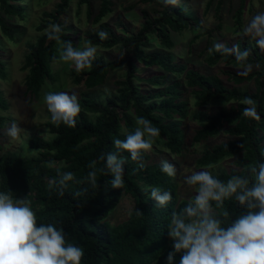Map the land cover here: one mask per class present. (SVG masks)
I'll return each mask as SVG.
<instances>
[{
  "label": "trees",
  "instance_id": "trees-1",
  "mask_svg": "<svg viewBox=\"0 0 264 264\" xmlns=\"http://www.w3.org/2000/svg\"><path fill=\"white\" fill-rule=\"evenodd\" d=\"M22 0H0V12L24 15ZM70 0H59L54 9L42 12L35 26L37 35L32 42H26L21 68L24 75V94L37 97L41 85L52 79L50 64L57 57L56 41L49 40L45 32L50 23H59L63 28L61 39L75 42L65 34L66 27L59 18L64 14ZM159 6L157 15L152 17L142 11L143 22L140 27L128 35H118L116 31L99 24L98 29L89 30L85 41L89 45L109 49L120 45V57L106 60L101 56L93 61L91 70L76 72L70 70L73 83H82L84 91L79 93L81 111L76 117V127L59 126L51 121L47 111L45 122L48 138L34 137L28 140V147L36 151L35 155L23 156L20 151L6 150L0 154V192L9 190L14 198L27 197L37 216V224H54L62 228L68 242L79 245L84 252L81 264H166L167 254L172 251V241L167 235V225L172 211H180L188 199H178L177 185L173 177L160 171V160L150 153L143 157L144 169H139L130 154L120 152L125 160L124 187L115 189L109 183L111 175H103L99 169L104 162L98 160L102 154L116 152L114 139H124L135 131L137 117H145L160 129V136L154 144L162 147L159 152L165 157L167 150L179 154L183 146V125L189 119L192 130L189 139L192 144L213 140V144L203 148L195 157L198 167H215L214 176L227 181L232 175H244L248 165L264 161V51L255 40L237 38L234 44L241 51L249 49L250 55L244 63H238L232 55L218 52L207 53L204 61L214 65L223 61L222 74L234 84L252 80L253 91L225 85L217 75H205L182 62H175L169 52L172 41L169 32L194 30L200 26V20L194 12L167 0H141ZM244 0H241V5ZM86 16L98 23L110 10V0H100L96 13L91 17L88 1ZM241 5L234 12L237 24L240 22ZM130 7V6H129ZM114 25L124 27L119 14ZM220 24L215 26L218 29ZM0 29L12 38L13 29L5 26L0 17ZM106 31L108 38L101 40L98 33ZM211 29L203 33L210 36ZM225 44L231 48L229 42ZM154 45V46H152ZM207 46V45H206ZM148 47H159L146 51ZM1 48V47H0ZM206 48V47H205ZM253 64L256 69L244 72L233 67ZM116 65L125 67L124 75L115 79L114 91H107L102 98L93 88L101 85L109 70ZM139 66L160 68L164 72L149 73L144 78L137 74ZM165 73L181 77L184 87L178 80L165 83ZM0 77H4L0 63ZM144 81L151 89L139 83ZM166 84V85H165ZM162 86V87H158ZM185 88L191 97V107L184 98ZM245 97L257 102L260 120H252L242 115L247 107ZM219 103L215 107L209 104ZM7 107L6 100L0 94V109ZM7 117L0 115V129L4 128ZM241 145V147H240ZM1 149V147H0ZM227 160L224 168L221 162ZM96 161L93 167L91 162ZM57 169L72 172L74 181L68 182L64 195L60 196L55 188L49 187V180L57 178ZM97 171L98 187L88 182V172ZM159 187L172 193V200L160 207L150 198V187ZM149 189V191H145ZM76 192H81L76 196ZM128 200L130 207L123 220L116 224L104 221L108 213L121 201ZM215 206V205H214ZM132 209V211H130ZM134 209L142 212L137 216ZM230 211V221H234L246 209L234 198L225 200L218 211ZM180 254L175 257L179 264Z\"/></svg>",
  "mask_w": 264,
  "mask_h": 264
},
{
  "label": "clouds",
  "instance_id": "clouds-1",
  "mask_svg": "<svg viewBox=\"0 0 264 264\" xmlns=\"http://www.w3.org/2000/svg\"><path fill=\"white\" fill-rule=\"evenodd\" d=\"M168 2L175 4L178 0ZM62 34L63 28L59 23H50L45 32L49 40L59 45L58 58L53 57V61L58 59L67 63L76 72L91 70L97 49L93 46L74 47L71 41L61 39ZM242 34L255 40L256 46L264 51V12L253 15ZM98 35L101 40L108 38L106 31H100ZM208 51L232 55L241 64L250 55L249 49L241 51L237 44L229 48L219 41L214 42ZM248 70L250 66L243 74L247 75ZM43 102L53 124L76 127L81 106L74 92L49 91L44 94ZM243 103L247 107L242 115L260 120L257 102L245 97ZM136 124L135 131L124 139H114L116 152L98 157L104 162L99 171L103 175H111L109 183L112 188L124 187L125 160L119 153H129L142 170L145 167L144 155L153 150L154 141L160 136V129L147 118L137 117ZM21 133L27 132L16 123H12L7 131L13 139H18ZM95 164L93 161L89 167ZM160 171L169 177L177 175L176 165L166 159L160 161ZM244 172V175H232L226 182L206 169L192 171L184 177V184L194 189V195L180 211L170 213L167 235L173 250L167 254L166 264H175L177 253L180 254L179 264H264V161L248 165ZM96 177V170L88 172V182L93 187L99 186ZM74 179V173H61L57 169V178L49 180V187L55 186L58 194L63 196L68 182ZM81 194L75 193L76 196ZM149 195L160 207L172 200V193L159 187L151 186ZM230 198L246 209L234 221H230V211H218ZM31 204L27 197L14 198L9 190L0 192V264H81L83 249L68 242L62 228L51 223L38 225ZM134 211L137 216L142 215L138 209Z\"/></svg>",
  "mask_w": 264,
  "mask_h": 264
},
{
  "label": "rangeland",
  "instance_id": "rangeland-1",
  "mask_svg": "<svg viewBox=\"0 0 264 264\" xmlns=\"http://www.w3.org/2000/svg\"><path fill=\"white\" fill-rule=\"evenodd\" d=\"M59 0H22L19 4L24 5V15L22 18L16 15H8L3 11L0 12V17L5 26L13 29L12 38H8L0 29V63L4 77H0V94L6 100L7 107L0 109V115L8 118L4 128L0 129V154L6 150L20 151L23 156H32L36 151L28 147V140L34 137L48 138L49 134L46 131L45 122L47 121V107L43 102V96L46 92L65 91L75 93L79 97V93L84 91L82 83H73L69 64L59 62L58 59L50 64L52 79L46 80L38 92L37 97L24 94V75L26 70L22 69L23 55L26 52V42H32L37 35L35 26L42 17V12H49L54 9L55 4ZM91 11V17L96 13L100 0H87ZM111 10L100 19L98 23H93L91 18L86 16V2L84 0H70L64 14L59 18L60 22L66 27L65 34L68 35L74 42L75 47L83 48L89 45L85 41V34L89 30L98 29L99 24L104 23L112 27L118 35H128L135 32L142 24V11H146L152 17L157 15L158 5L154 3L144 2L141 0H110ZM168 1V0H167ZM183 3L184 7L194 12L200 20V26L194 30L185 29L181 32H169V37L172 41V47L169 52L174 56L175 62H182L188 67L197 69L199 72L209 75H217L220 80L229 87H239L247 91H253L252 80L242 84H234L226 79L222 74L224 66L223 61H218L214 65L205 63L204 58L209 52L214 42H229L232 46L237 38L244 37L242 29L248 23L250 18L257 12H264V0H244L241 5V0H178ZM241 5L240 22L237 24L234 19L235 10ZM130 6V7H129ZM119 14L124 22V28L114 25L116 15ZM220 24L218 29L215 26ZM211 29L210 36L203 32ZM253 40V39H251ZM207 45V46H206ZM154 46V45H152ZM58 47L56 43L55 49L58 58ZM97 49V55L106 60L118 59L120 57V45L113 46L109 49H103L98 46H93ZM206 47V48H205ZM159 47H148L146 51H152ZM250 66L253 71L255 66L248 64L244 66L233 67L235 71L245 72L246 67ZM125 67L116 65L114 69L109 70L104 82L93 88L98 92L99 98H102L107 91H114L115 79L121 78L124 75ZM247 71V72H248ZM164 72L160 68H150L139 66L137 74L144 78L149 73ZM165 78L162 79L165 83L175 80L181 82L180 87H184L181 77H176L172 74L165 73ZM145 89H151L150 84L144 81H139ZM166 85V84H165ZM162 87V86H158ZM188 89L185 88L184 98L188 100L191 107V97L188 94ZM223 105L222 103L209 104L208 107ZM12 123H16L21 128H24L27 133H21L18 139H13L8 136L7 131ZM192 126L189 119L185 120L183 125V148L179 154H173L165 151V157L159 153L163 148L157 144H153V150L150 155L157 161L162 159L168 160L176 165L177 175L173 177L177 185L178 199H190L194 195V189H190L184 184V177L191 174L192 171L201 169L215 172V167H198L195 165V157L203 148L213 144V140L192 144L189 139V133ZM221 166L227 168V160L220 163ZM130 207L128 200L119 202L106 216L104 221L109 224H116L123 220L127 210Z\"/></svg>",
  "mask_w": 264,
  "mask_h": 264
}]
</instances>
